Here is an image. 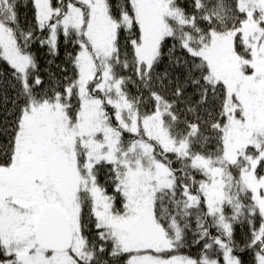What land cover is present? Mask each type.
<instances>
[{
	"label": "snow or ice",
	"instance_id": "snow-or-ice-1",
	"mask_svg": "<svg viewBox=\"0 0 264 264\" xmlns=\"http://www.w3.org/2000/svg\"><path fill=\"white\" fill-rule=\"evenodd\" d=\"M0 264H264V0H0Z\"/></svg>",
	"mask_w": 264,
	"mask_h": 264
},
{
	"label": "trees",
	"instance_id": "trees-1",
	"mask_svg": "<svg viewBox=\"0 0 264 264\" xmlns=\"http://www.w3.org/2000/svg\"><path fill=\"white\" fill-rule=\"evenodd\" d=\"M63 54H64V53H63V50H62V52H61V56H63Z\"/></svg>",
	"mask_w": 264,
	"mask_h": 264
}]
</instances>
